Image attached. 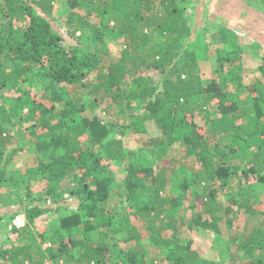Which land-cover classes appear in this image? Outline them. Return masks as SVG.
I'll return each mask as SVG.
<instances>
[{"label": "trees", "instance_id": "trees-1", "mask_svg": "<svg viewBox=\"0 0 264 264\" xmlns=\"http://www.w3.org/2000/svg\"><path fill=\"white\" fill-rule=\"evenodd\" d=\"M185 1L190 0H68L63 33L52 21L56 0H0V212L6 210L0 230L18 235L16 242L0 241V264H222L196 250L193 238L184 241L182 228L212 231L216 248L220 221L234 228L241 211L264 215L255 208L256 187L264 192V81L244 82L238 34L220 25L216 40L226 46L215 56L221 78L205 82L198 49L187 42L193 30ZM247 2L264 11L263 5ZM87 32L92 35L85 37ZM111 38L123 48L106 65L103 54ZM85 39L95 42L93 49L83 45ZM30 75L43 81L45 94L20 87ZM86 96L107 102L105 113H120L121 125L98 114L83 115ZM197 112L204 114L205 129L196 121ZM150 120L163 136L157 145L183 143L186 155L200 163L168 193L165 169L155 173L133 157L117 183L109 163L128 157L119 137L124 131L111 133L125 126L146 135L144 124ZM18 135L22 140L5 155ZM32 145L37 166L15 178L8 166L19 150ZM190 189L212 214L210 220L201 214L185 217ZM222 190L236 191L232 204L241 199L244 208L236 211L229 204L224 216L216 215L224 203ZM65 192L77 200L76 211H66ZM125 199L135 216L146 217L143 228L113 203ZM53 211L60 213V224L38 230L39 219ZM19 214L26 218L22 227L13 223ZM146 238L163 258L148 257ZM121 240L130 245L118 247ZM46 242L51 245L43 248ZM234 242L235 250L224 241L222 261L235 264L243 251L242 264H264V222Z\"/></svg>", "mask_w": 264, "mask_h": 264}, {"label": "rangeland", "instance_id": "rangeland-1", "mask_svg": "<svg viewBox=\"0 0 264 264\" xmlns=\"http://www.w3.org/2000/svg\"><path fill=\"white\" fill-rule=\"evenodd\" d=\"M248 0H190L189 3H183L186 8V17L188 22L192 27V35L187 40V42L194 43V46L198 49V53L200 56V64L204 72V76L206 79V83L209 84L210 81L216 80L219 81L221 78V72L217 71L216 65V53L218 48H225L221 42H218L216 39L219 36L216 30L219 29V26H228L232 28L239 37V45L242 50V75L244 77V82L246 84H250L254 81H264V76L259 71V66L262 62V53L264 52V11L259 10L253 5H248ZM253 1V3L263 5L264 2L262 0H249ZM69 11L68 0H56L54 14L52 16V21L54 22L55 27H57L60 31H63V22L66 18ZM94 21H97L98 18L92 17ZM113 24V23H112ZM79 35V33H78ZM88 35H92L91 32H87L85 37ZM255 43L259 44V47L256 48ZM87 48H94L95 42L89 39H85L83 42ZM207 45V46H205ZM123 46L119 41L115 39H108L107 44L105 45V50L107 51L103 54L104 63L107 65L112 61H115L119 52L122 50ZM12 69L9 67L8 71L10 72ZM158 78V77H157ZM40 78L30 75V80L20 81V87L28 88L29 86L33 89V94L40 96L45 94L46 91L42 88ZM92 79V78H91ZM89 79V80H91ZM90 82V81H89ZM72 90L75 87L70 86ZM230 88H233L230 87ZM234 90V88H233ZM246 92L237 93L238 96L245 97ZM11 92H7V95H11ZM72 95H76V93H71ZM85 95V94H84ZM0 99V103H1ZM85 102L87 103V109L84 113L85 116L92 117L96 114L100 115L105 121H113L118 124L122 123L119 121L118 112L115 113H105V107L107 102L105 103H97L93 102L90 96L85 97ZM49 103V102H48ZM116 111V110H115ZM27 112V109L24 110ZM137 112V111H135ZM196 121L205 129V118L204 114L197 112L196 113ZM129 118H127L128 123ZM121 125V124H120ZM145 127L147 130V134L139 133L134 131V128H126L125 126H119L115 132H112V137L120 135L122 130L125 134L123 136H119L123 139L126 152L128 157L123 161H113L109 162L111 168L113 169L117 183H121L126 174V167L131 158L136 157L137 160H141L146 167L152 168L155 173L165 169L168 179H169V187L168 191H173L177 188V181L184 177L187 173L188 169L192 170L193 168L197 169L200 167V163L196 161L193 157H188L186 155V146L183 143H175V144H166L162 143L157 145L158 139L162 138L161 130L155 124L154 121H146ZM19 125L16 128L18 129ZM19 131V130H18ZM205 131V130H204ZM26 136H28L26 134ZM22 135H18L15 137L13 144H8L6 148V153H10L13 148L16 146L17 142L22 140ZM83 141L88 142V136H83ZM16 142V143H15ZM141 151L143 154L140 155ZM35 147L25 146L23 150H19L17 155L15 156L13 162L8 166V170H11L12 174L16 176L15 178H19L21 175L28 174L33 168L37 166L38 159ZM18 180V179H17ZM70 180H66L62 182V188L66 189ZM34 185H38L36 181H33ZM117 188V186H116ZM200 191V187L197 188ZM19 188L17 189V192ZM260 187L257 186L255 189V194L259 196V202L256 203L255 208L264 211V192H260ZM17 192L13 194L15 197L19 198V194ZM192 189L189 190V197L191 201L187 203L188 209L185 211L184 215L188 218L191 216H195L197 214L203 215L204 218L209 219L212 214L208 213L205 210V207L201 205L199 200L195 201ZM236 191H228L222 190L219 195V200L223 199V206L218 212L215 214L218 216H224L223 207L232 204L231 199L236 198ZM21 196V195H20ZM64 197L66 198V203L68 205V209L66 210L68 213L76 211L77 209V200L70 196L68 192H65ZM72 197V198H71ZM15 199V198H14ZM116 200V199H114ZM245 201L238 199L237 204H232L233 208L236 211H241L244 208ZM114 204H119L121 208H126L129 212H131L133 223L139 228H143L144 221H146L145 216H135L133 214L134 206H132L127 199L122 200V202H113ZM198 203V204H197ZM19 205H13L12 207H17ZM6 212L3 210L0 214ZM1 217V216H0ZM60 213L58 212H48L44 216H42L38 221V230L46 231L51 230L54 227H57L60 222ZM235 224L234 228H230L226 225L225 220L220 221L219 227L222 230V235L219 237V241L213 243L216 245V248H212V242L214 233L209 230H204L200 228H189L188 224H186L181 232L182 238L184 241L189 240L190 238L194 239L193 247L196 250H200L203 255L218 259L222 264H232L229 261H222L220 253L222 250V245L224 241H230V243H235L234 239L237 237H243L248 233V230L255 224H260L264 222V215H249L244 212H240L238 221ZM189 223V222H188ZM123 234H121L122 236ZM120 236V235H119ZM216 236V235H215ZM118 237V235H117ZM6 239H10L12 241H18V235L13 234L11 232L0 230V241H4ZM41 237L37 238V242H41ZM220 242V244H219ZM51 242L43 243V248L50 247ZM147 251L149 258H163V254H161V249L156 246H153L150 243V240L146 238L143 241ZM130 245L127 242L118 241V247H127ZM116 246L113 245L112 252H116ZM232 249H236V245L233 244ZM238 257V261L235 264H242V258H245V252H240ZM241 259V260H240ZM162 261V260H160ZM156 260L155 263H157ZM44 264H53L49 261ZM75 264V263H74ZM168 264V263H163Z\"/></svg>", "mask_w": 264, "mask_h": 264}, {"label": "built area", "instance_id": "built-area-1", "mask_svg": "<svg viewBox=\"0 0 264 264\" xmlns=\"http://www.w3.org/2000/svg\"><path fill=\"white\" fill-rule=\"evenodd\" d=\"M13 223H14V225H15L16 227H22V226L26 225V218H25L24 214H19V215H17V216L15 217Z\"/></svg>", "mask_w": 264, "mask_h": 264}]
</instances>
